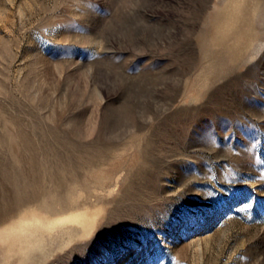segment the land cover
I'll list each match as a JSON object with an SVG mask.
<instances>
[{
  "label": "rangeland",
  "instance_id": "374dc122",
  "mask_svg": "<svg viewBox=\"0 0 264 264\" xmlns=\"http://www.w3.org/2000/svg\"><path fill=\"white\" fill-rule=\"evenodd\" d=\"M256 1L0 0V264L21 260L7 228L74 198L53 175L73 165L106 179L95 226L29 264H264ZM232 3L256 36L213 64L243 21L216 35L210 15Z\"/></svg>",
  "mask_w": 264,
  "mask_h": 264
},
{
  "label": "bare ground",
  "instance_id": "6f19581e",
  "mask_svg": "<svg viewBox=\"0 0 264 264\" xmlns=\"http://www.w3.org/2000/svg\"><path fill=\"white\" fill-rule=\"evenodd\" d=\"M251 2L257 6L256 0H251ZM226 20H242L243 22L233 33L221 32L219 38H230L231 43L225 45V49L222 51L216 50L212 52L211 57L213 64H220L222 60H225V57H227L229 61L232 59L235 60L237 55L245 52V45L253 42L256 36V31L254 32L252 28L253 10L250 8L241 7L232 3L228 6L227 11L223 12L218 9L215 10L212 15H210L209 23L211 24V27L213 28L216 35L217 32L220 31L219 25ZM242 33L245 35L248 34V39L241 40L239 35L241 36ZM219 38L215 37L214 43H218ZM212 39L213 37L210 39V41ZM221 64L223 66V63ZM219 73L220 71L218 70L213 71V74L215 75ZM86 151L89 152L88 150ZM84 157L82 158L83 160H85ZM87 159L88 158H86L84 164H93L92 161L89 160L90 157L88 160ZM93 159H95V157ZM75 160H77L78 163L81 159L78 161V158H76ZM96 162L98 163V161ZM73 163L75 162L73 161ZM91 164L89 168L91 167ZM72 165L73 164H71V166ZM71 170H74L78 173L79 179H77V177L74 178V176H61L58 175V173H53V175H56L57 179L59 178L62 189H64L63 192L71 193V197L74 196V198L55 200L51 204H47V202L43 200L44 202L41 203L42 209H47V216H31L29 218H21L15 221L11 227L7 228V234L11 238L12 244L17 247V252L21 254V260L19 264H29L30 261L34 260V258L40 254H48L49 252L69 245L70 242L76 239L84 238L88 236L94 228L99 212V208L95 206V203L104 201L101 190L106 179L100 173L91 171L82 172L77 167L75 169L74 165L71 167ZM85 192L86 195L82 197ZM41 193L42 192L39 191L30 192L28 193L27 197L20 198L16 204L21 205L24 203L35 202L39 200ZM115 199L116 198H114V200ZM55 243H58V245Z\"/></svg>",
  "mask_w": 264,
  "mask_h": 264
}]
</instances>
